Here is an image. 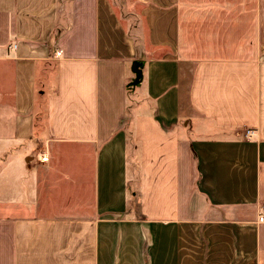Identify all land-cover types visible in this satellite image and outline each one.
<instances>
[{"label": "crops", "instance_id": "obj_1", "mask_svg": "<svg viewBox=\"0 0 264 264\" xmlns=\"http://www.w3.org/2000/svg\"><path fill=\"white\" fill-rule=\"evenodd\" d=\"M124 3L0 0V264H264V0Z\"/></svg>", "mask_w": 264, "mask_h": 264}, {"label": "built area", "instance_id": "obj_2", "mask_svg": "<svg viewBox=\"0 0 264 264\" xmlns=\"http://www.w3.org/2000/svg\"><path fill=\"white\" fill-rule=\"evenodd\" d=\"M61 52L57 53V55H60ZM255 135V131L254 130H247L245 132V138L251 139L253 138ZM49 160L48 157H43L42 158V162H47ZM259 222H264V209L262 210V214L259 217Z\"/></svg>", "mask_w": 264, "mask_h": 264}, {"label": "water", "instance_id": "obj_3", "mask_svg": "<svg viewBox=\"0 0 264 264\" xmlns=\"http://www.w3.org/2000/svg\"><path fill=\"white\" fill-rule=\"evenodd\" d=\"M141 66L142 64L139 61L134 62L132 65V72L137 76V83H140L143 78Z\"/></svg>", "mask_w": 264, "mask_h": 264}, {"label": "rangeland", "instance_id": "obj_4", "mask_svg": "<svg viewBox=\"0 0 264 264\" xmlns=\"http://www.w3.org/2000/svg\"><path fill=\"white\" fill-rule=\"evenodd\" d=\"M114 2V5H116L117 9L122 12L123 15L127 14V11L125 9V3L124 0H112ZM128 10V9H127Z\"/></svg>", "mask_w": 264, "mask_h": 264}]
</instances>
